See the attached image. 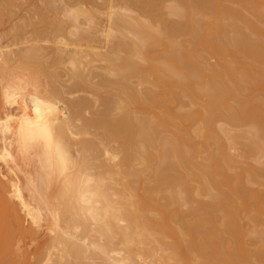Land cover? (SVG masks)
Listing matches in <instances>:
<instances>
[{
  "label": "bare ground",
  "instance_id": "obj_1",
  "mask_svg": "<svg viewBox=\"0 0 264 264\" xmlns=\"http://www.w3.org/2000/svg\"><path fill=\"white\" fill-rule=\"evenodd\" d=\"M0 28L2 264H264V0H0Z\"/></svg>",
  "mask_w": 264,
  "mask_h": 264
},
{
  "label": "rangeland",
  "instance_id": "obj_2",
  "mask_svg": "<svg viewBox=\"0 0 264 264\" xmlns=\"http://www.w3.org/2000/svg\"><path fill=\"white\" fill-rule=\"evenodd\" d=\"M0 36H1V28H0ZM1 37H2V38H1ZM1 37H0V38L2 39V41H6V40H8V38H5L4 35H2ZM2 255H3V257H2ZM21 257H22V256H21ZM22 258H23V257H22ZM22 258H20L19 260H20V261H23ZM1 259H2V260H5V257H4V254H3V253H0V260H1ZM2 260L0 261V263L3 262ZM5 263H6V262L4 261L3 264H5ZM17 263L20 264L21 262L18 261ZM1 264H2V263H1Z\"/></svg>",
  "mask_w": 264,
  "mask_h": 264
}]
</instances>
